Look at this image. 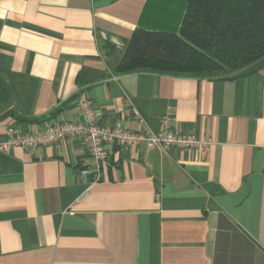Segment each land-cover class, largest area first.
I'll return each instance as SVG.
<instances>
[{
  "label": "crops",
  "instance_id": "1",
  "mask_svg": "<svg viewBox=\"0 0 264 264\" xmlns=\"http://www.w3.org/2000/svg\"><path fill=\"white\" fill-rule=\"evenodd\" d=\"M186 9L0 0V264H264V63L216 78L116 72L136 30L178 34ZM81 93L100 126L157 134L172 112V131L210 145L117 144L99 180L78 138L2 150L8 125L77 120Z\"/></svg>",
  "mask_w": 264,
  "mask_h": 264
},
{
  "label": "trees",
  "instance_id": "2",
  "mask_svg": "<svg viewBox=\"0 0 264 264\" xmlns=\"http://www.w3.org/2000/svg\"><path fill=\"white\" fill-rule=\"evenodd\" d=\"M263 63L264 0H187L178 34L136 30L116 72L216 78Z\"/></svg>",
  "mask_w": 264,
  "mask_h": 264
},
{
  "label": "built area",
  "instance_id": "3",
  "mask_svg": "<svg viewBox=\"0 0 264 264\" xmlns=\"http://www.w3.org/2000/svg\"><path fill=\"white\" fill-rule=\"evenodd\" d=\"M79 118L77 120L53 119L42 121L36 129H32L24 122L8 125L5 132L8 141L2 144V150L11 151L22 148L35 151L47 148L49 145L62 143L70 138H78L82 141L85 149L94 162V170H83L81 174L86 177L95 173L97 180L100 179L102 165L112 157L115 145L123 149L130 146L146 143L151 149H167L176 147L180 149H194L204 153L209 141H203L191 134H181L172 131L174 123L173 113H166L161 119V130L157 134L139 133L126 129L122 126L108 128L96 123V111L93 102L85 93H81L77 99ZM134 118L143 124L145 120L139 113H134Z\"/></svg>",
  "mask_w": 264,
  "mask_h": 264
}]
</instances>
